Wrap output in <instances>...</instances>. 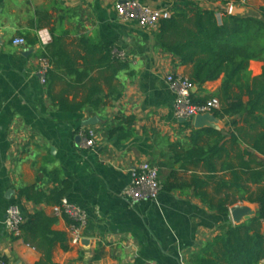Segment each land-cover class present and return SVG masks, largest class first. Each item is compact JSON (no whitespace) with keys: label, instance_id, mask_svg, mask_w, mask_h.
Masks as SVG:
<instances>
[{"label":"crops","instance_id":"obj_1","mask_svg":"<svg viewBox=\"0 0 264 264\" xmlns=\"http://www.w3.org/2000/svg\"><path fill=\"white\" fill-rule=\"evenodd\" d=\"M125 1H136L155 11L190 4L173 0H0V262L39 261L36 251L12 239L6 212L11 206L17 207L23 222L35 211L52 215V208L34 205L19 195L21 189L33 185L45 193L57 188L46 175L52 172L71 183L64 199L85 214L82 236L89 240L87 247L73 245L70 227L59 216L54 230L67 234L70 250H57L54 264H135L138 259L143 264H186L192 254L218 235L222 222L230 221L229 213L219 215L209 210L192 190L160 191L155 201L139 204L123 197L131 183V171L144 162L158 170L161 185L168 175V144L185 143L191 132L188 127L194 129L193 120L182 122L175 117L174 95L165 82L169 74L188 78L191 68L175 67L173 58L159 49L157 29L144 30L135 22L118 18L115 6ZM190 5L216 11L219 22L223 14L217 11L228 12L227 6L219 4ZM236 10L241 15L256 12L251 4ZM64 32L67 45L87 37L114 46L115 52L129 62L134 77L118 75L124 91L113 107L96 114H70L50 105L47 88L41 82V54L50 44L51 34ZM18 37L37 43L11 46ZM261 69V63H249L252 78L260 76ZM220 84L221 80L207 83L202 92L194 87L192 94L203 98L216 93ZM118 114L135 120L134 136L125 143L104 134L105 128L115 125ZM92 119L96 124L85 126ZM221 122L220 130L228 132L227 127L222 128L227 120ZM89 130L96 135L95 146L85 149L84 135ZM221 165L222 161L217 162V170ZM197 175L203 179L202 172ZM217 177L228 181L223 172ZM213 188L209 184L206 192L212 195ZM256 190L251 187V192ZM247 206L258 212L256 204ZM97 255L100 259H95Z\"/></svg>","mask_w":264,"mask_h":264},{"label":"trees","instance_id":"obj_2","mask_svg":"<svg viewBox=\"0 0 264 264\" xmlns=\"http://www.w3.org/2000/svg\"><path fill=\"white\" fill-rule=\"evenodd\" d=\"M179 2L228 6L238 0ZM190 4L170 9L171 18L159 22L155 39L159 49L173 58L175 67L191 68L185 79L199 92L207 83L221 80L216 93L203 98L191 94V103L203 106L217 100L219 108L212 114L220 122L227 120L222 128L227 127L228 132L188 127L191 132L185 143H169L168 175L161 191L170 194L192 190L219 215H228L229 209L238 204H256L254 217L238 226L229 220L222 222L217 227L218 235L192 254L186 264H260L264 260V10L254 15H229L218 10L223 14L219 22L216 11ZM65 35L51 34V42L41 54L48 65L44 84L50 105L70 114H96L113 107L124 91L118 75L134 77L129 62L110 44L80 37L67 45ZM25 42L34 46L37 40L27 37ZM250 62L262 64L260 76L251 77ZM114 121V126L105 128V137H115L118 143L132 139L134 118L118 114ZM220 161L221 169L217 170ZM199 172L204 174L203 179ZM218 172L227 175L228 181L218 178ZM189 174L190 179L183 177ZM46 175L57 188L45 193L33 185L21 189L19 195L37 206L60 207L71 183L55 172ZM209 184L214 185L212 195L206 192ZM252 186L257 187L255 192H251ZM61 217L68 227L78 226L65 214ZM57 221L54 214L35 211L12 239L21 240L40 255L36 264H54L57 250H70L67 234L54 230ZM135 264L143 262L138 259Z\"/></svg>","mask_w":264,"mask_h":264},{"label":"built area","instance_id":"obj_3","mask_svg":"<svg viewBox=\"0 0 264 264\" xmlns=\"http://www.w3.org/2000/svg\"><path fill=\"white\" fill-rule=\"evenodd\" d=\"M173 1L178 2L179 0ZM253 1L254 0H238L237 4H230L227 6V14L232 15L234 9L247 8ZM115 10L119 19L122 21L135 22L144 30L157 29L160 21L168 20L172 15L170 10L155 11L136 1L120 2L116 4ZM44 41L46 42L47 39ZM11 46L15 48L25 47L26 42L20 37L14 38L11 41ZM47 69V62L42 60V83H45L44 79ZM165 82L174 95V115L177 119L193 120L198 115L212 114L214 110L219 108L217 100H212L203 106L193 105L191 103V94L194 87L183 77L169 74L166 76ZM95 140V133L89 130L84 135V148H93L95 146ZM160 191L161 185L158 180V170L152 167L148 162H144L131 171V183L123 192V197L132 204L152 202L158 198ZM52 212L57 217L65 214L78 225L77 227L71 226L69 232L71 235V243L75 246H79L81 240L84 239L82 230L86 226L85 214L71 206L66 199L61 201L60 207L52 208ZM23 223L18 208L15 206L9 207L6 212V226L11 235L15 237L18 236V227ZM0 264L5 263L1 261Z\"/></svg>","mask_w":264,"mask_h":264},{"label":"water","instance_id":"obj_4","mask_svg":"<svg viewBox=\"0 0 264 264\" xmlns=\"http://www.w3.org/2000/svg\"><path fill=\"white\" fill-rule=\"evenodd\" d=\"M240 14L239 10L234 9L232 15ZM182 122H187V120L183 119ZM96 124V120H88L85 123V126H94ZM193 128L195 130L202 129H212L215 131L220 130V121L213 116V114H203L196 116L192 121ZM255 216V213L247 206V204H238L229 209V219L233 225L243 224L248 219ZM80 245L83 247H87L89 245V240L82 239Z\"/></svg>","mask_w":264,"mask_h":264},{"label":"rangeland","instance_id":"obj_5","mask_svg":"<svg viewBox=\"0 0 264 264\" xmlns=\"http://www.w3.org/2000/svg\"><path fill=\"white\" fill-rule=\"evenodd\" d=\"M251 5L255 8L256 11L263 9L264 10V0H254ZM255 12L249 11L246 15H254ZM254 71V70H253ZM257 72V69H255Z\"/></svg>","mask_w":264,"mask_h":264}]
</instances>
